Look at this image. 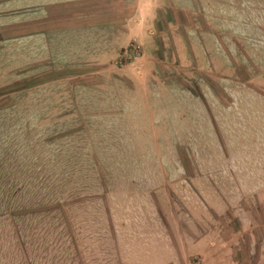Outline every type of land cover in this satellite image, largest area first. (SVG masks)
I'll use <instances>...</instances> for the list:
<instances>
[{"label": "rangeland", "instance_id": "obj_1", "mask_svg": "<svg viewBox=\"0 0 264 264\" xmlns=\"http://www.w3.org/2000/svg\"><path fill=\"white\" fill-rule=\"evenodd\" d=\"M33 3L0 0V264H264V15L111 63L7 37Z\"/></svg>", "mask_w": 264, "mask_h": 264}, {"label": "crops", "instance_id": "obj_2", "mask_svg": "<svg viewBox=\"0 0 264 264\" xmlns=\"http://www.w3.org/2000/svg\"><path fill=\"white\" fill-rule=\"evenodd\" d=\"M224 6H234L236 16L247 11L264 15V0H35L33 5L17 12L19 19L13 17L20 29L17 31L13 23L14 33L7 37L51 39L54 35L106 43L102 53L109 57L104 61L113 63L129 45L146 51L153 43H174L178 47L182 43H203L200 28L191 17L211 22L217 15L229 14L224 12ZM222 28L220 22L213 30ZM183 32L192 34L185 36ZM155 33L159 40H155Z\"/></svg>", "mask_w": 264, "mask_h": 264}]
</instances>
